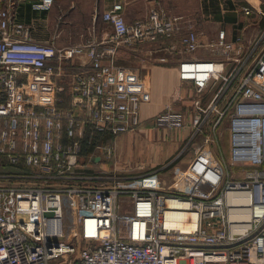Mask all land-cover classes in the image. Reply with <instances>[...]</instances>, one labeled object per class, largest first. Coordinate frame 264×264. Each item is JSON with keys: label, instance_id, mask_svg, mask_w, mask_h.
Instances as JSON below:
<instances>
[{"label": "built area", "instance_id": "built-area-1", "mask_svg": "<svg viewBox=\"0 0 264 264\" xmlns=\"http://www.w3.org/2000/svg\"><path fill=\"white\" fill-rule=\"evenodd\" d=\"M121 9L115 2L101 13L111 35L57 46L33 40L0 7V264H264V48L252 57L254 47L219 30L207 45L217 58L179 60V79L193 87L189 125L202 144L175 171L173 189L137 187L117 166L93 167L112 156L117 135L139 127L150 99L138 68L115 56L152 45L155 59L182 16L155 3L128 23ZM180 43L186 52L200 45L192 29ZM80 56L87 62L58 82L63 62ZM186 125L171 102L154 116V127Z\"/></svg>", "mask_w": 264, "mask_h": 264}, {"label": "crops", "instance_id": "crops-1", "mask_svg": "<svg viewBox=\"0 0 264 264\" xmlns=\"http://www.w3.org/2000/svg\"><path fill=\"white\" fill-rule=\"evenodd\" d=\"M37 1L0 0V7L7 8L15 20L26 24L33 40L52 41L57 46L75 45L90 38L100 40L111 35V26L101 18V13L115 2L122 4L121 14L128 23L144 18L155 3L169 14L182 16L180 30L152 52L155 59L148 58L147 48L153 46L147 45L137 50L140 65H136L139 72L144 70L143 78L150 89V99L140 105L139 127L154 126L155 114L165 102H171L174 108L184 112L187 120V125L176 132L178 137L187 134L193 113L192 82L179 79V60L183 57L217 58L207 45L216 41L219 30H224L227 40L233 41L240 36L245 48L254 47L252 57H257L264 48V0H61L49 8L35 7L33 3ZM245 8L249 9L248 13ZM188 29L194 30L200 41L193 52L184 51L180 43L181 34ZM258 39L256 46L254 42ZM86 62L84 56L64 61L58 82H69L68 74ZM209 92L203 94L204 101L210 98ZM228 149L227 137V146L222 150L227 154Z\"/></svg>", "mask_w": 264, "mask_h": 264}, {"label": "rangeland", "instance_id": "rangeland-1", "mask_svg": "<svg viewBox=\"0 0 264 264\" xmlns=\"http://www.w3.org/2000/svg\"><path fill=\"white\" fill-rule=\"evenodd\" d=\"M146 46L142 45L139 48H146ZM120 49L115 56L116 63L134 67L139 64L138 48L120 47ZM140 72L143 77L144 70H140ZM211 92L212 90L209 93ZM142 126L120 134L118 138H115L116 147L112 156L102 160L100 165L92 166L100 172L107 173L117 166L126 177H135L127 180V183L137 187L169 191L177 184L173 180L175 171L186 167L193 157L196 147L202 144V137L193 135L191 127H188L187 134L178 137L176 132L183 128ZM218 136L222 148H225L228 137L226 125L220 126ZM99 140L106 142L108 137L100 138L98 136L96 142ZM88 149L91 150V147L83 146L82 152H86ZM82 158L84 157L82 156ZM123 199L127 202L126 196Z\"/></svg>", "mask_w": 264, "mask_h": 264}, {"label": "bare ground", "instance_id": "bare-ground-1", "mask_svg": "<svg viewBox=\"0 0 264 264\" xmlns=\"http://www.w3.org/2000/svg\"><path fill=\"white\" fill-rule=\"evenodd\" d=\"M182 221H181V216L178 217V220H177V223L180 224Z\"/></svg>", "mask_w": 264, "mask_h": 264}]
</instances>
